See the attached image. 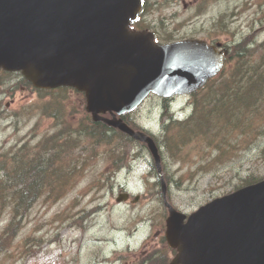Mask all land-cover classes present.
Returning a JSON list of instances; mask_svg holds the SVG:
<instances>
[{
    "label": "rangeland",
    "instance_id": "rangeland-1",
    "mask_svg": "<svg viewBox=\"0 0 264 264\" xmlns=\"http://www.w3.org/2000/svg\"><path fill=\"white\" fill-rule=\"evenodd\" d=\"M263 2L158 0L147 19L150 29L158 35L165 36V32L173 31L175 38L212 37L229 44L249 36L258 44L264 41ZM222 15L225 21H218ZM216 21L223 29L217 36L218 32L211 29L216 27ZM172 38L161 40L167 42ZM19 76L2 74L0 82L13 86ZM30 92L26 87H18L3 96L0 110H4L5 116L0 117V150L20 147L30 139L34 146L42 135L49 136L48 133L61 128L58 117L63 113H46L45 104H66L69 119L86 117L83 110L85 96L76 90ZM191 103L190 96L165 100L158 95H149L130 115L134 123L160 135L168 175L171 176L169 198L175 207L186 213L232 192L242 185V178L250 174L264 175V138L260 137L258 144L251 139L245 141L240 130L229 132L211 119L205 128L236 147L224 159L211 161L219 150L214 148L211 153L203 147L206 142L201 143V148L191 149L199 145L195 139L188 143L190 147L174 152L176 147L173 146V151H167L163 145L166 137L162 135V124L167 118L165 113L169 108L172 111L185 106L186 109L175 115L184 118L193 111ZM106 150L104 145L99 147V154L92 158H88L82 147L74 157H71L74 152L66 154L65 159L71 166L77 163L80 177L61 199L53 201L43 193L25 215L15 240L1 252L0 264H140L152 255L151 249L158 248L161 238L159 226L167 215L159 187L155 184L154 158L146 146L134 143L125 155L128 166L109 174L113 163ZM115 154L122 156L119 152ZM124 187L133 197L129 202L119 204L116 201L118 189ZM135 195H141L137 203L132 202ZM4 224L0 222V231Z\"/></svg>",
    "mask_w": 264,
    "mask_h": 264
},
{
    "label": "water",
    "instance_id": "water-1",
    "mask_svg": "<svg viewBox=\"0 0 264 264\" xmlns=\"http://www.w3.org/2000/svg\"><path fill=\"white\" fill-rule=\"evenodd\" d=\"M142 7L143 0H0V69L21 71L39 88L85 92L96 121L147 142L160 165L155 140L118 114L151 92L195 91L221 70L224 53L199 39L160 45L152 31L131 29ZM169 207L166 237L179 251L171 264H264V180L189 216Z\"/></svg>",
    "mask_w": 264,
    "mask_h": 264
},
{
    "label": "trees",
    "instance_id": "trees-1",
    "mask_svg": "<svg viewBox=\"0 0 264 264\" xmlns=\"http://www.w3.org/2000/svg\"><path fill=\"white\" fill-rule=\"evenodd\" d=\"M156 3L158 0H144L140 19L135 22L136 28L150 29L147 16ZM224 18L222 15L219 20L223 21ZM172 32H165V36L160 33L157 35L166 39L175 36ZM191 99L194 109L188 120L178 126L174 120L164 125L167 137L163 145L167 149L172 150L175 146L176 152L180 148L190 147L187 144L195 139L206 142L210 151L214 148L219 150L213 159H224L236 147L205 128L210 119L222 124L229 132L240 130L245 141L251 139L258 144L259 138H264V41L256 44L249 36L236 41L232 45L225 69L205 87L193 93ZM58 107L59 113H63L58 117L62 126L50 137L40 140L34 146L13 147L0 153V222L6 220L0 231V254L10 247L22 228L25 215L44 192L57 199L68 190L69 179L78 173L76 166H71L68 159H65L71 150L88 140L93 155H97L99 147L104 145L107 154L120 162L129 152V146L134 143L145 146V143L106 123L94 122L89 114L78 120L69 119L65 104ZM54 111L45 110L46 113L56 114ZM124 119L131 123L128 114ZM84 149H88V146L85 145ZM115 152L122 156H117ZM263 178L264 175L250 174L242 178V185ZM159 193L162 195L160 190ZM152 259L159 262L163 256L154 253Z\"/></svg>",
    "mask_w": 264,
    "mask_h": 264
},
{
    "label": "flooded vegetation",
    "instance_id": "flooded-vegetation-1",
    "mask_svg": "<svg viewBox=\"0 0 264 264\" xmlns=\"http://www.w3.org/2000/svg\"><path fill=\"white\" fill-rule=\"evenodd\" d=\"M34 91L33 90H31V92L30 93H33Z\"/></svg>",
    "mask_w": 264,
    "mask_h": 264
}]
</instances>
